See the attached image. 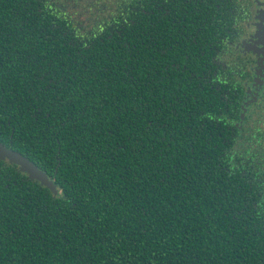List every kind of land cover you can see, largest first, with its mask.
Listing matches in <instances>:
<instances>
[{
  "label": "trees",
  "instance_id": "16d2710c",
  "mask_svg": "<svg viewBox=\"0 0 264 264\" xmlns=\"http://www.w3.org/2000/svg\"><path fill=\"white\" fill-rule=\"evenodd\" d=\"M234 7L0 0V109L57 188L18 173L0 264H264V144L240 154L191 75Z\"/></svg>",
  "mask_w": 264,
  "mask_h": 264
},
{
  "label": "flooded vegetation",
  "instance_id": "af4514ba",
  "mask_svg": "<svg viewBox=\"0 0 264 264\" xmlns=\"http://www.w3.org/2000/svg\"><path fill=\"white\" fill-rule=\"evenodd\" d=\"M230 2L237 10L232 29L228 30V35H219L213 44L207 42L206 49L191 51V58H197V54L204 56V61L191 75L219 93L220 126L222 130L236 128L233 135L238 152L242 154L251 145L252 152L257 153L256 146L264 144V0ZM217 6L218 10H224L223 4ZM189 36L193 37L190 33ZM200 41L201 47L205 40ZM9 118L5 109H0V143L16 150ZM18 173L23 180H35L21 171L18 164L0 157V204L10 185L18 179Z\"/></svg>",
  "mask_w": 264,
  "mask_h": 264
},
{
  "label": "water",
  "instance_id": "95a60500",
  "mask_svg": "<svg viewBox=\"0 0 264 264\" xmlns=\"http://www.w3.org/2000/svg\"><path fill=\"white\" fill-rule=\"evenodd\" d=\"M0 157L7 158L10 162L19 165L21 171L28 174L30 179H35L41 184L50 189L53 193L57 192L56 185L53 180L49 178L47 173L40 169L34 162L23 156L20 152L11 148H6L0 143Z\"/></svg>",
  "mask_w": 264,
  "mask_h": 264
}]
</instances>
